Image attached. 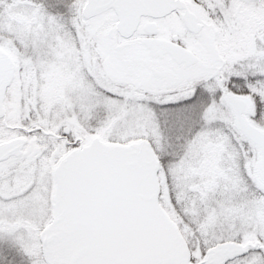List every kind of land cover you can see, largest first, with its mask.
I'll use <instances>...</instances> for the list:
<instances>
[{
    "label": "snow or ice",
    "instance_id": "1",
    "mask_svg": "<svg viewBox=\"0 0 264 264\" xmlns=\"http://www.w3.org/2000/svg\"><path fill=\"white\" fill-rule=\"evenodd\" d=\"M0 264H264V0H0Z\"/></svg>",
    "mask_w": 264,
    "mask_h": 264
}]
</instances>
